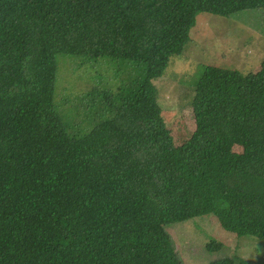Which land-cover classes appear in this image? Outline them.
Segmentation results:
<instances>
[{"label":"trees","instance_id":"16d2710c","mask_svg":"<svg viewBox=\"0 0 264 264\" xmlns=\"http://www.w3.org/2000/svg\"><path fill=\"white\" fill-rule=\"evenodd\" d=\"M257 8L264 0H0V264H184L165 226L203 215L264 240V59L195 75L180 145L153 83L199 13ZM58 55L77 68L111 61L117 91L98 76L66 118Z\"/></svg>","mask_w":264,"mask_h":264},{"label":"rangeland","instance_id":"374dc122","mask_svg":"<svg viewBox=\"0 0 264 264\" xmlns=\"http://www.w3.org/2000/svg\"><path fill=\"white\" fill-rule=\"evenodd\" d=\"M190 41L183 53L171 56L164 74L153 80L162 117L176 145L182 144L194 129L191 100L192 81L206 65L254 72L264 59V9H247L230 17L202 12L190 31ZM59 68L55 102L66 118L74 116L69 108L98 80L100 87L117 91L119 77L112 62L97 58L77 68L67 55H58ZM123 76L122 74L120 75ZM63 98L68 100L62 103ZM77 115L82 110H77ZM235 152L241 147L234 145ZM178 256L184 264H209L238 255L250 264H264V240L252 236L237 237L220 226L213 215H203L165 226ZM210 241L221 242L222 249L210 251Z\"/></svg>","mask_w":264,"mask_h":264}]
</instances>
